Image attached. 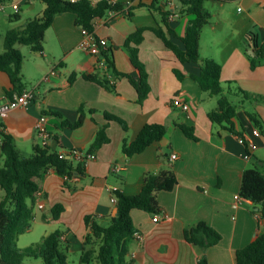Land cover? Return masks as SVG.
Masks as SVG:
<instances>
[{
  "label": "crops",
  "instance_id": "0c3cea01",
  "mask_svg": "<svg viewBox=\"0 0 264 264\" xmlns=\"http://www.w3.org/2000/svg\"><path fill=\"white\" fill-rule=\"evenodd\" d=\"M2 1L20 2L19 18L26 10L25 4L31 10L36 9L35 16L42 15L46 8L44 0ZM114 1L125 2L124 11L115 16L109 12L97 19L95 32L106 37L113 47L115 69L136 75L137 69L124 48L125 41L139 27H158L160 15L151 11V0ZM206 2L218 4L216 12L208 9L211 21L202 30L201 57L221 63L222 84L238 105L236 129L258 145L256 150L242 143L237 132L211 121L209 113L217 107L218 97L203 91L193 79L192 74L199 71L200 64L181 63L151 29L144 31L143 41L138 45L139 58L145 64L150 84L149 95L143 103L138 101L139 93L127 77L114 76L109 67L98 65L97 56L78 46L82 38L81 25L77 24L73 12L56 16L46 31L42 52L31 48L23 52L24 88H35L37 96L29 107L14 108L0 118L3 124L0 132L14 137L21 157H30L34 147L42 144L36 122L44 112H47L51 133L49 144L65 153L72 149L87 153L100 127L107 126L109 141L95 151L96 158L87 161V173L71 180V187H65V179L54 169L42 179L35 209L42 213L40 217L35 213L34 221L51 225L46 235L62 230L63 238L72 242L70 253H82L89 232L86 215L96 214L103 223H109L117 214V205L112 202L114 187L126 194H137L142 190L147 173L167 171L175 173L178 183L172 190L159 192L162 207L159 220L155 221V214L145 210L131 212L141 234L130 244V258L137 264H198L203 255L207 256L209 264H236V251L257 237L261 222L253 210L258 207L247 198L237 200L236 195L240 194L244 171L256 163L264 164V138L254 133L256 128L264 133V59L253 68L254 49L247 43L250 32L258 34L260 44L264 42V0H205V7ZM161 5L168 11L177 35L184 36L192 15L185 12L183 1L161 0ZM228 5L232 7L230 12ZM9 9L11 7L2 11L3 14L10 20L18 19L14 13H7ZM224 22H230L232 29L220 30ZM175 41L182 45L179 39ZM54 68L57 74L49 75ZM176 68L183 71L184 79L177 77ZM73 73L76 75L71 81ZM86 74L105 76L114 83L115 91L87 79ZM13 88L9 75L0 71V103L17 94H10ZM238 88L260 96L261 100L244 95ZM176 98L189 103V110L175 105ZM81 107L85 118L80 127L63 124L66 120L77 121ZM106 112L118 116L128 127L125 129L119 121L110 120ZM252 115L262 122L263 128L255 125ZM147 123L164 124L166 134L144 151L126 155L124 143H131ZM182 124L194 127L197 139L188 137ZM173 154H177V158H173ZM67 157L77 162L73 156ZM2 163L0 147V165ZM57 203L63 204L65 211L59 220H54L52 208ZM201 221L222 235L218 244L207 249L188 242L184 235L187 228Z\"/></svg>",
  "mask_w": 264,
  "mask_h": 264
},
{
  "label": "trees",
  "instance_id": "16d2710c",
  "mask_svg": "<svg viewBox=\"0 0 264 264\" xmlns=\"http://www.w3.org/2000/svg\"><path fill=\"white\" fill-rule=\"evenodd\" d=\"M46 8L42 15L35 16L26 21L23 26L13 27L3 37L4 49L0 52V71L6 72L14 88L10 92L20 93L25 83L23 81V63L25 55L19 48L20 44L29 45L34 51L44 50L45 34L52 26L56 16L60 13L73 12L77 16V24L95 31L97 19L105 17L110 11L122 13L126 3L114 0H44ZM185 12L192 15L186 34L182 37L171 26L168 11L163 10L161 0H151L149 7L153 13L160 15L161 22L158 27H139L130 34L124 44L137 74L119 72L115 69L112 48L103 51L108 67L117 77H127L139 93L138 101L143 103L150 92L148 72L145 64L139 58V44L143 41V33L146 29L153 30L165 45L170 48L179 61L183 64L198 63L200 69L193 73V79L200 85L203 91L218 97L217 107L209 113L213 123L223 128L243 134L236 129L235 119L238 116V105L229 97L222 84V65L214 59H202L200 52L201 34L205 25L211 21V13L205 7V0H182ZM226 1V0H220ZM20 12V11H19ZM19 12L14 16L19 18ZM132 15L130 11L129 16ZM1 36V33H0ZM175 39H179L180 45ZM248 45L254 49L251 56V65L257 67L264 59V44H260L256 32H250L247 37ZM179 79H184L185 74L181 69H174ZM75 75L71 76V81ZM87 79L96 81L110 91H115V85L108 78L99 75H84ZM238 91L251 98V95L242 88ZM44 112L43 114H46ZM110 120H117L126 129L127 123L118 116L106 112ZM85 118L84 108L80 109L77 121H64L63 124L73 128L80 127ZM255 125L263 128L260 120L252 115ZM3 124L0 122V128ZM106 125L100 127L91 148L85 157L77 158L71 150L68 153L52 148L51 144H37L30 157H21L14 137L3 131L0 132V147L3 155V163L0 165V190L5 191L0 201V264H22L27 257L42 258L44 264H69V253L72 242L63 238L62 230H55L42 237L40 242L27 247H19L17 241L20 235L31 229L35 219V209L38 205L39 192L42 190V179L54 169L65 179V187H71V180L78 175L87 173V156L94 153L104 143L109 141L106 134ZM184 133L197 139L194 127L181 125ZM262 132V130H260ZM167 132V127L160 123H147L136 138L131 142H125L123 152L132 156L144 151L155 141L161 140ZM264 135V133L262 132ZM71 155L77 162L68 158ZM178 179L173 171L161 174L147 173L140 193L126 194L120 190L114 191L117 196V214L105 224L96 214L85 216V223L89 229L84 241L80 264H137L130 258V244L136 237L137 228L133 222L131 212L133 209L145 210L151 214L162 211L158 194L163 190H172ZM240 195L251 200L255 207L253 212L261 222L257 237L245 247L236 251V264H264V164L256 163L248 168L242 175ZM65 211V206L57 203L52 208V219L59 220ZM46 219V217H44ZM188 242L201 246L204 249L218 244L221 233L205 221L187 228L184 232ZM198 264H209L206 255H203Z\"/></svg>",
  "mask_w": 264,
  "mask_h": 264
},
{
  "label": "built area",
  "instance_id": "2783aa9c",
  "mask_svg": "<svg viewBox=\"0 0 264 264\" xmlns=\"http://www.w3.org/2000/svg\"><path fill=\"white\" fill-rule=\"evenodd\" d=\"M76 1V0H72ZM95 3L96 1L93 0ZM7 7H11L14 10V13H17L21 9V4L20 2H10L7 3L6 1L0 0V11H5ZM112 16H115L119 14L116 11H110ZM81 32H82V38L79 41L78 46L92 54L98 57V65L103 66V67H108V63L106 58L103 55V51L107 50L109 48V40L106 37H101L98 36L95 31H89L87 28L81 26ZM264 44V42H263ZM57 74V69H52L49 75H55ZM37 96V91L35 88H24L20 93H17L14 95V97L10 100H8L5 103H0V118L4 117L8 114V112L14 108L17 107H29L31 103L35 100ZM174 104L177 106H180L184 111H188L190 106L189 103L182 101L180 98H176L174 100ZM48 117L46 114H41L39 119L36 122V131L38 135L42 138V145L49 144V140L51 139V133L48 129L47 125ZM254 133L256 135H263L262 132L256 128ZM264 138V135H263ZM239 140L246 144L250 150H256L258 148V145L254 143L251 139H249L247 136H240L239 135ZM74 156L77 158L80 157H85L86 153H83L82 151L78 149H72ZM250 155L248 154L247 157ZM173 158H177V154L172 155ZM87 161L90 159L96 158V153H90L86 157ZM118 188L114 187L113 188V196H112V202L117 204V196L114 194V191H117ZM244 198V197H243ZM236 199L240 200L242 199V196L240 194L236 195ZM41 208L43 207L42 204L39 205ZM154 220L158 221L159 220V214H155ZM141 234L139 232L136 233V237H140Z\"/></svg>",
  "mask_w": 264,
  "mask_h": 264
},
{
  "label": "rangeland",
  "instance_id": "374dc122",
  "mask_svg": "<svg viewBox=\"0 0 264 264\" xmlns=\"http://www.w3.org/2000/svg\"><path fill=\"white\" fill-rule=\"evenodd\" d=\"M42 1H38V4H41ZM223 3H228L227 2H223ZM218 3H211V2H206V7L207 9H211L214 13L216 7H217ZM28 5L25 4L24 8L26 9L25 12H23V15L21 18L18 19H8V17H6L3 13L0 11V32L3 35L2 37L0 36V52L3 51L4 49V34L6 33V31L9 28L12 27H19L22 26L26 23V21L28 19H30V17H34L36 14H34L36 12V9H29L27 8ZM228 11H232V7L230 5H228L227 7ZM216 12V11H215ZM7 13H14V10L11 8L7 11ZM232 25L229 23L224 22L223 24H221V26H219L220 30H223L224 32L229 31L232 29ZM20 49L22 52L27 53L28 50H30V46L29 45H23L20 44L19 45ZM217 98V97H214ZM232 100H234L231 97ZM239 99V98H238ZM235 101V100H234ZM5 195V191L4 190H0V201L3 199ZM42 211L40 209L36 210V214L37 216L40 217ZM104 223H107L106 221ZM51 225H49L48 223H43V222H33V225L31 227L30 230H28L26 233L22 234L19 236L18 238V245L21 248L27 247L31 244L40 242L42 240V237L44 235H46V231H51ZM81 251L78 252H71L69 254V264H80V257H81ZM22 264H44L42 258H35V257H27L24 262Z\"/></svg>",
  "mask_w": 264,
  "mask_h": 264
},
{
  "label": "water",
  "instance_id": "95a60500",
  "mask_svg": "<svg viewBox=\"0 0 264 264\" xmlns=\"http://www.w3.org/2000/svg\"><path fill=\"white\" fill-rule=\"evenodd\" d=\"M258 209V208H257Z\"/></svg>",
  "mask_w": 264,
  "mask_h": 264
}]
</instances>
